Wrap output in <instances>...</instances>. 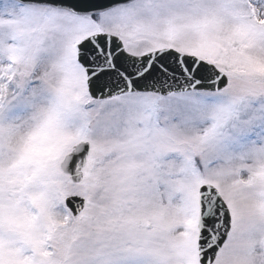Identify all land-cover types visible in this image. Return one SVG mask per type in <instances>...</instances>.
Returning <instances> with one entry per match:
<instances>
[{
    "label": "snow or ice",
    "instance_id": "1",
    "mask_svg": "<svg viewBox=\"0 0 264 264\" xmlns=\"http://www.w3.org/2000/svg\"><path fill=\"white\" fill-rule=\"evenodd\" d=\"M0 264H264V0H0Z\"/></svg>",
    "mask_w": 264,
    "mask_h": 264
}]
</instances>
